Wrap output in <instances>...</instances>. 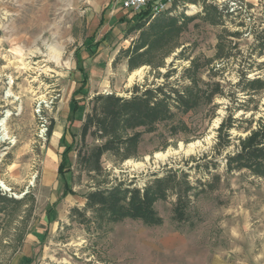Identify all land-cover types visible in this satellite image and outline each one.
Wrapping results in <instances>:
<instances>
[{"label": "rangeland", "instance_id": "rangeland-1", "mask_svg": "<svg viewBox=\"0 0 264 264\" xmlns=\"http://www.w3.org/2000/svg\"><path fill=\"white\" fill-rule=\"evenodd\" d=\"M231 1L249 23L264 18V0ZM177 10L202 11L181 3ZM134 17L120 0H0V189L24 200L21 208L10 206V218L0 215V264H264V179L228 173L225 158L234 147L216 148L226 99L216 100L213 117L208 110L190 114L189 134L171 137L162 127L143 136L137 158L117 166L105 158L98 179L77 166L76 152L71 171L59 174L61 154L78 142L96 95L129 97L137 85L163 82L173 62L180 74L188 65L176 59L184 48L191 47L187 56L214 55L221 28L198 19L162 66L130 71L120 52L138 38L128 30ZM238 42L246 52L253 38ZM222 78L237 83L235 66ZM260 98L262 108L264 93ZM171 169L189 174L196 187L187 221L174 220V196L156 204L161 226L100 224L84 213L85 196L97 186L144 187L153 174Z\"/></svg>", "mask_w": 264, "mask_h": 264}, {"label": "trees", "instance_id": "trees-1", "mask_svg": "<svg viewBox=\"0 0 264 264\" xmlns=\"http://www.w3.org/2000/svg\"><path fill=\"white\" fill-rule=\"evenodd\" d=\"M180 3L199 5L202 11L193 16L178 13ZM234 3L231 0L222 3L174 0L172 8L158 15H153L149 9L135 14L136 23L128 30L138 33V38L120 52L130 71L143 66H162L164 59L179 46L189 25L198 19L221 28L214 55L187 56L191 47L184 48L176 59L188 62V65L180 74L179 67L173 69V62L163 75V82L137 85L129 97L96 95L80 128L78 142L66 146L61 154L59 174L64 177L71 171L69 156L76 152L77 166L92 180L98 179L105 173V158H110L115 166L137 158L143 136L156 133L162 127L171 137L189 134L191 128L186 118L190 114L208 110L207 114L213 117L218 106L216 100L226 99L227 115L217 129L216 144L219 152L234 147L225 158L226 171H246L264 179V105L261 108L260 98L264 93V61H261L264 59V18L249 23L242 15L243 7L239 9ZM120 22L128 23L126 19ZM243 35L253 38L246 52L238 42ZM92 47L87 45L88 50ZM229 65L236 69L238 82L235 84L222 78ZM77 110L78 106L74 111ZM240 112L243 114L237 117ZM248 113H251L249 117ZM259 113L261 116L256 119ZM52 131L51 127L49 136ZM233 131L246 136H234ZM65 188L64 195L68 193V186ZM171 196L176 197L174 220L187 221L190 205L198 196L196 187L189 181V174L172 169L163 175L153 174L144 187L137 186L134 181L99 185L85 196L84 213L90 212L100 224L133 220L147 226H161L163 219L156 204ZM23 202L0 189V215L5 218L13 215L10 206L21 208Z\"/></svg>", "mask_w": 264, "mask_h": 264}, {"label": "built area", "instance_id": "built-area-1", "mask_svg": "<svg viewBox=\"0 0 264 264\" xmlns=\"http://www.w3.org/2000/svg\"><path fill=\"white\" fill-rule=\"evenodd\" d=\"M120 2L125 11L137 14L149 9L153 15H158L168 10L174 0H120Z\"/></svg>", "mask_w": 264, "mask_h": 264}, {"label": "bare ground", "instance_id": "bare-ground-1", "mask_svg": "<svg viewBox=\"0 0 264 264\" xmlns=\"http://www.w3.org/2000/svg\"><path fill=\"white\" fill-rule=\"evenodd\" d=\"M55 60L57 61V62H59V56L57 57H55ZM137 73V72H136Z\"/></svg>", "mask_w": 264, "mask_h": 264}]
</instances>
